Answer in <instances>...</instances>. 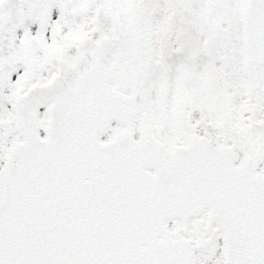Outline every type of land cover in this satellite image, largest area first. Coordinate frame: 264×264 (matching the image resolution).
I'll use <instances>...</instances> for the list:
<instances>
[{"label":"snow or ice","instance_id":"obj_1","mask_svg":"<svg viewBox=\"0 0 264 264\" xmlns=\"http://www.w3.org/2000/svg\"><path fill=\"white\" fill-rule=\"evenodd\" d=\"M0 264H264V0H0Z\"/></svg>","mask_w":264,"mask_h":264}]
</instances>
